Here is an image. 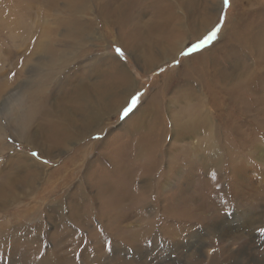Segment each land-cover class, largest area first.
Here are the masks:
<instances>
[{"label": "rangeland", "instance_id": "obj_1", "mask_svg": "<svg viewBox=\"0 0 264 264\" xmlns=\"http://www.w3.org/2000/svg\"><path fill=\"white\" fill-rule=\"evenodd\" d=\"M121 1L0 0V264H264V0H230L219 39L189 57L181 51L218 22L222 0H130L123 12ZM114 46L130 54L131 75ZM104 79L120 91L90 95L104 117L82 130L69 104L72 141H47L59 102ZM137 88L142 106L121 120ZM18 99L31 112L26 133L11 110ZM117 199L119 220L105 227L103 209ZM215 223L219 240H206Z\"/></svg>", "mask_w": 264, "mask_h": 264}, {"label": "bare ground", "instance_id": "obj_2", "mask_svg": "<svg viewBox=\"0 0 264 264\" xmlns=\"http://www.w3.org/2000/svg\"><path fill=\"white\" fill-rule=\"evenodd\" d=\"M107 1H111V0H107ZM156 1V0H155ZM88 2V1H87ZM128 2H130V0H125L124 2H122L121 1V3L119 4V10L120 11H122L123 12V4H128ZM123 3V4H122ZM152 3V2H151ZM173 3V2H172ZM181 3V2H180ZM174 4V3H173ZM86 5V4H85ZM160 5V4H159ZM182 5V4H181ZM82 6V5H81ZM81 6L80 5H76L74 8L76 9V10H78V9H80L81 8ZM107 6V5H106ZM153 6V5H152ZM157 6V5H156ZM155 6V7H156ZM167 6V5H166ZM151 7V6H150ZM168 7V6H167ZM183 7H184V5H183ZM72 8V7H71ZM103 8H104V6H103ZM112 8V7H111ZM163 8H165V7H163ZM170 8V7H169ZM187 8V6L186 7H184V9H186ZM106 9V8H105ZM104 9V10H105ZM150 9V8H149ZM153 9V8H152ZM158 9H159V7H158ZM166 9V8H165ZM143 10H145V9H143ZM153 10H155V9H153ZM156 10H157V8H156ZM164 10V9H163ZM107 11V10H106ZM146 11V10H145ZM76 12V11H75ZM78 12V11H77ZM108 12V11H107ZM140 13V12H139ZM139 13H137V14H139ZM171 13H172V11H171ZM161 14V13H160ZM200 14V13H199ZM169 15V14H168ZM189 15V14H188ZM210 15V14H209ZM71 16V15H70ZM132 16V15H131ZM136 16V15H135ZM166 16V15H165ZM153 17V16H152ZM169 17V16H168ZM73 21V19L71 18H69V19H67V22H66V24H65V28L67 29V30H64L65 32H67L68 33V36L69 37H71L72 39H76V37L77 36H79L80 35V29L77 31V29H76V31H75V27H74V23L72 22ZM81 21V20H80ZM177 22H178V20H177ZM176 22V23H177ZM153 23V22H152ZM160 23V22H159ZM175 23V22H174ZM181 23H183V22H181ZM180 23V24H181ZM172 24V23H171ZM179 22L177 23V25H175L174 27H172V31L173 32H176L177 31V28L179 27ZM186 24V23H185ZM117 25V24H116ZM154 25V24H153ZM159 25V24H158ZM133 25L131 24V27H132ZM150 26V25H149ZM155 26V25H154ZM247 26H249V25H247ZM117 27V26H116ZM171 27V26H170ZM180 27H181V25H180ZM133 28V27H132ZM158 28V27H157ZM254 28H256V27H254ZM135 29V28H134ZM148 29V28H147ZM181 29V28H180ZM182 29H183V27H182ZM259 29V28H258ZM132 30V29H131ZM250 30V29H249ZM132 31H136V30H132ZM164 31V30H163ZM168 31V30H167ZM246 31V30H245ZM254 31V30H253ZM130 32V31H129ZM141 32V31H140ZM252 32V31H251ZM250 32V33H251ZM134 33V32H133ZM149 33V32H148ZM181 33V32H180ZM244 33V32H243ZM245 33H247V32H245ZM262 33V32H261ZM140 34V33H139ZM142 34V33H141ZM145 34V33H144ZM152 34V33H151ZM164 34V33H163ZM171 34V33H170ZM130 35V34H129ZM143 35V34H142ZM147 35V34H146ZM172 35V34H171ZM248 35V34H247ZM251 35L253 36V34L251 33ZM255 35V37H258V36H256V34H254ZM141 36V35H140ZM148 36V35H147ZM263 36V35H262ZM144 37H145V35H144ZM148 37H150V36H148ZM152 37H153V35H152ZM259 37H260V35H259ZM136 38V37H135ZM138 38H140V37H137V40H138ZM143 38V37H142ZM155 38V37H154ZM251 38V37H250ZM262 38H264V37H262ZM80 39H82V38H80ZM133 39V38H132ZM144 39V38H143ZM149 39V38H148ZM78 40V39H77ZM121 40V39H120ZM146 40H147V38H146ZM160 40V39H159ZM249 40V39H248ZM251 40V39H250ZM253 40H255V42H256V44L257 43H260L261 41H260V39H258V38H253ZM262 40V39H261ZM127 41V40H126ZM132 41V40H131ZM150 41V40H149ZM161 41V40H160ZM164 41V40H163ZM162 41V42H163ZM252 41V40H251ZM264 41V40H263ZM50 42V41H49ZM135 42V41H134ZM161 42V43H162ZM120 43V42H119ZM121 43H123V42H121ZM145 43V42H144ZM176 43V42H175ZM246 43V42H245ZM250 43V42H249ZM140 44V43H139ZM248 44V43H247ZM255 44V43H254ZM261 44H262V42H261ZM127 45H128V43H127ZM130 45V44H129ZM131 45H132V42H131ZM157 45H158V43H157ZM162 45V44H161ZM251 45H253V44H251ZM259 45V44H258ZM150 46V45H149ZM152 46V45H151ZM166 46V45H165ZM165 46H163V47H165ZM125 47H126V45H125ZM133 47V46H132ZM153 47V46H152ZM178 47V46H177ZM151 48V47H150ZM176 48V47H175ZM179 48V47H178ZM250 48V47H249ZM47 49H49V48H44L42 51L43 52H45V50L47 51ZM131 49V48H130ZM136 49V48H135ZM164 49V48H163ZM163 49H161V50H163ZM137 50V49H136ZM165 50V49H164ZM177 50V49H176ZM51 51V50H50ZM159 51V50H158ZM52 52V51H51ZM131 52V51H130ZM133 52H134V50H133ZM58 53V52H57ZM148 54V53H147ZM170 54V53H169ZM57 55V54H56ZM50 56V55H49ZM150 59L148 60V62L149 63H152V62H154L153 61V58L151 57V56H148ZM110 59V58H109ZM111 60V59H110ZM50 62H53L51 59H50V57H48L47 59H46V63H50ZM59 62V61H58ZM39 63V62H38ZM117 62H115V64H116ZM37 64V63H36ZM40 64V63H39ZM112 64V63H111ZM109 65V64H108ZM149 65V64H148ZM147 65V66H148ZM39 66H41V65H39ZM111 66V65H110ZM116 66V65H115ZM114 66V67H115ZM45 67V66H44ZM51 68V70H53V71H55V72H57V70H58V68L56 67V65L55 64H52L51 66H50ZM104 68H105V66H104ZM111 69V68H110ZM106 72V71H105ZM112 72V71H111ZM119 72V71H118ZM58 73V72H57ZM109 73H110V71H109ZM123 73V72H122ZM37 74V73H36ZM53 75V74H52ZM104 75V74H103ZM113 75H115V74H113ZM117 76V75H116ZM48 77V76H47ZM112 77H114V76H112ZM126 77H128L127 75H126ZM46 79V78H45ZM108 79V78H107ZM119 79V78H118ZM113 80H115V79H112V81ZM122 80H123V78H122ZM122 80H120V81H122ZM125 80V79H124ZM42 81V80H41ZM49 81V80H48ZM48 81H46V82H48ZM110 81V80H109ZM112 83V82H111ZM117 83H118V81H117ZM127 83V82H126ZM118 84H120V83H118ZM130 84V83H129ZM128 84V85H129ZM114 84H112V86H113ZM115 85L117 86V87H119V85H117L116 83H115ZM124 85V84H123ZM42 86V85H41ZM111 85H109V82H108V80L106 81L105 79L102 81V83H99V85H97V87H94L91 91H90V89H89V87L87 86V84L85 85V83H79L78 84V86L72 91V95H70L71 93H69L66 97H64L60 102H59V111H57V112H55V115L54 116H52V117H49L50 118V121H52V122H50V123H48L47 124V126H46V129H43V132H45V134L47 135L46 136V139H48L47 141H49V142H51V141H53V139L55 138V136H57V137H60V139L56 142V144L55 145H58V144H61V143H65V145L66 144H68L70 141H72V137L74 136L73 135V133H72V130H73V128H72V125H75L74 124V122H75V118H74V116H73V111H72V109L71 110H69V108H68V105L70 104L73 108H74V110H75V112H77V114H78V112H80L81 113V116H79V117H81V123H82V130H89L90 128H91V126L94 124V123H97V122H99L100 120H101V118L102 117H104V116H100V111L95 107V105H96V103L95 102H93V104H92V101H91V98H90V95H98V97L100 98V100L99 99H97V100H99V101H102V100H104V96L103 95H120V91H119V89H117L116 87H115V91L112 93V90H111V88H110V90H109V87H110ZM114 87V86H113ZM27 89H31L30 87L29 88H27ZM108 89V91H106ZM113 89V88H112ZM26 93V92H25ZM19 94V93H18ZM130 94V93H129ZM128 94V95H129ZM126 95V94H125ZM19 96V95H18ZM122 96H123V94H122ZM121 97V96H120ZM124 97V96H123ZM18 98H20V97H18ZM118 98V97H117ZM29 100L30 101H33V96L32 95H30L29 96ZM19 101V102H18ZM124 101V100H123ZM119 102V101H118ZM18 103V104H17ZM15 107H13V109H11L12 110V112H14L15 114L16 113H18V115H20L21 117H19L18 119H17V124H19V122L22 124V126H23V129H24V133H26L27 132V126L26 125H28L29 123H31L30 122V119H28V117H29V115L28 114H30L31 112L30 111H28L29 113L28 114H24V113H22L21 112V110H20V104H22L21 102H20V100L18 99V100H16V102H15ZM5 105V104H4ZM31 104H29V106H30ZM112 105V104H111ZM121 105V104H120ZM106 106V105H105ZM115 106H116V104H115ZM22 107V106H21ZM28 107V106H27ZM62 107V108H61ZM102 107V106H101ZM107 107V106H106ZM112 107V106H111ZM120 107V106H119ZM109 108V107H108ZM107 108V109H108ZM113 108V107H112ZM11 112V111H10ZM9 112V113H10ZM112 112V111H111ZM79 113V114H80ZM104 113H105V111H104ZM17 115V114H16ZM49 116V115H48ZM48 116H46V117H48ZM14 118H16V117H14ZM77 126V125H76ZM23 134V133H22ZM24 136V135H23ZM178 137H180V134H178L177 135ZM53 145V144H52ZM55 145H54V147H55ZM141 145V144H140ZM52 147V146H51ZM141 147V146H140ZM57 148H59V147H57ZM53 149V148H52ZM150 149V148H149ZM148 149V150H149ZM151 149H153V147L151 148ZM143 150V149H142ZM152 151V150H151ZM151 153L152 152H148V151H146V159L145 160H147V162L146 161H143L142 163H141V167L143 168L142 170L144 171V172H146L147 174L148 173H150L151 172V170H150V167H151V164H150V160H149V158L150 159H152L151 157H152V155H151ZM133 154V153H132ZM141 149H136V151H135V155H136V157H140L141 158ZM145 154V153H144ZM133 156V155H132ZM260 156H264V154H260ZM143 157L145 158V156L143 155ZM261 158V157H260ZM137 164V163H136ZM138 166V165H137ZM117 167V170L119 171V173L121 174V178H125L126 179V177H125V173L127 172V171H124V170H121V169H118V166H116ZM136 167V166H135ZM112 168H114V167H112ZM112 168H110V170H109V173H108V175H109V177H111L112 176V173H113V170H112ZM127 169V168H126ZM129 170H131L130 168H129ZM141 170V171H142ZM133 171V170H132ZM132 174H134V171H133V173ZM131 174V175H132ZM141 174V173H140ZM143 175V174H142ZM127 176V175H126ZM144 177V176H143ZM146 177V176H145ZM139 178V177H138ZM132 195H133V193H132ZM135 201H137L136 199H135ZM143 201V200H142ZM121 201L120 200H118L117 199V204L115 203V201L114 200H112V203H111V207H108L107 209L105 208V209H103V210H105V211H103L102 213V215H104L108 220V222H107V224L105 225V227L107 226V225H110L111 226V224L112 223H114L115 221H117V220H119V217H120V212L119 211H117V210H114L115 208H117L118 207V204L120 203ZM140 203H141V201H139ZM146 203V202H145ZM127 212V211H126ZM123 218V217H122ZM215 222V221H214ZM213 222V223H214ZM212 224V223H211ZM116 225V224H115ZM209 225V224H208ZM217 226H219V225H216V223L212 226L213 228L214 227H217ZM104 227V228H105ZM109 227V226H108ZM114 227H116V226H114ZM117 228V227H116ZM106 229V228H105ZM111 229V228H110ZM113 229V228H112ZM116 230V229H115ZM113 231V230H112ZM206 231V230H205ZM114 232V231H113ZM112 232V233H113ZM119 232V231H118ZM121 232H123L122 230L119 232V233H121ZM208 232H210V231H208ZM115 233V232H114ZM107 234V233H106ZM114 235V234H113ZM116 235H117V233H116ZM99 233H97L94 237L97 239V240H99ZM107 236H109V235H107ZM211 237L212 238H215V239H217V240H219V228H214L213 230H211V235L209 234L207 237H206V240H210V241H212V239H211ZM105 238V237H104ZM110 238V237H109ZM124 238V237H123ZM141 238V237H140ZM132 239V238H131ZM93 240V239H92ZM95 240V239H94ZM138 240H140V239H138ZM206 240H205V242H206ZM94 242V241H93ZM140 242V241H139ZM101 243V242H100ZM131 243V242H130ZM135 243V242H134ZM199 243V242H198ZM128 244V243H127ZM139 244V243H138ZM134 246V245H133ZM123 264V263H122Z\"/></svg>", "mask_w": 264, "mask_h": 264}, {"label": "snow or ice", "instance_id": "obj_3", "mask_svg": "<svg viewBox=\"0 0 264 264\" xmlns=\"http://www.w3.org/2000/svg\"><path fill=\"white\" fill-rule=\"evenodd\" d=\"M230 6V0H222V6L220 9V14H219V20L218 22L213 26V28L202 38L199 40V42L192 44L189 47H186L185 50H182L180 53L181 57H189L192 54L202 51L205 47L212 45L219 39L220 32L222 28L224 27V24L227 19V9ZM114 51V56L115 58L121 63V65L125 68V71L131 75L132 69L128 68V62L130 58V54L126 53L124 48L122 46H114L113 48ZM134 59V57H132ZM22 64L23 61H20ZM171 67L173 68H179L181 67V61L180 59H174L171 62ZM165 68H160L158 70V73H163L165 72ZM13 76L15 73L12 74ZM133 80H135V77H133ZM145 96V92L140 90V89H135L133 92L130 93L129 98L125 102V105L121 108L120 110V119L121 120H128L131 119L134 115H136L139 111V109L142 106V97ZM93 139H101L99 136L93 137ZM9 143H12L16 149H20V144L15 143L11 139L8 141ZM29 156L37 161H41L43 164H48L47 159L42 158V154L40 151L37 150H31L29 152ZM260 232L262 235H264V227L260 228ZM102 247L104 248L105 251L111 252L112 251V241L111 240H104L102 242ZM74 258L75 259H81V256H77L74 253Z\"/></svg>", "mask_w": 264, "mask_h": 264}]
</instances>
